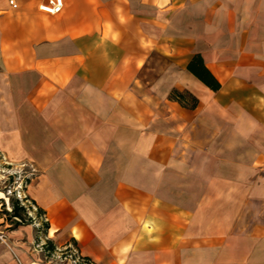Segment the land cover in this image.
Here are the masks:
<instances>
[{"label": "crops", "instance_id": "crops-1", "mask_svg": "<svg viewBox=\"0 0 264 264\" xmlns=\"http://www.w3.org/2000/svg\"><path fill=\"white\" fill-rule=\"evenodd\" d=\"M9 1L0 152L34 169L47 227L0 215V264L70 244L91 264H264V0Z\"/></svg>", "mask_w": 264, "mask_h": 264}, {"label": "rangeland", "instance_id": "rangeland-1", "mask_svg": "<svg viewBox=\"0 0 264 264\" xmlns=\"http://www.w3.org/2000/svg\"><path fill=\"white\" fill-rule=\"evenodd\" d=\"M152 62V66L157 64L158 68L155 72H148L145 80L149 82L166 67V62L160 57L155 56ZM34 173L29 163H9L0 152V215L6 221L7 229L21 224L41 226L40 221L37 222L36 207L23 192L30 179L35 177ZM13 206L18 208L15 213H12ZM20 206H24L25 210H20ZM42 220L44 222L43 216Z\"/></svg>", "mask_w": 264, "mask_h": 264}, {"label": "built area", "instance_id": "built-area-1", "mask_svg": "<svg viewBox=\"0 0 264 264\" xmlns=\"http://www.w3.org/2000/svg\"><path fill=\"white\" fill-rule=\"evenodd\" d=\"M9 4L12 8H16L17 4L10 0ZM64 6V0H47L38 5V9L49 15H57L59 14ZM44 217V216H43ZM42 218V216H41ZM45 220V218H44ZM5 237L3 234H0V240L4 241ZM50 258L55 260V264H91L92 262L83 257L76 246L67 245L63 248H55L53 251L49 253Z\"/></svg>", "mask_w": 264, "mask_h": 264}, {"label": "trees", "instance_id": "trees-1", "mask_svg": "<svg viewBox=\"0 0 264 264\" xmlns=\"http://www.w3.org/2000/svg\"><path fill=\"white\" fill-rule=\"evenodd\" d=\"M187 69L210 89L215 91L219 88L218 82L212 77L209 71L205 68L202 59L199 55L196 54L193 56V58L187 65ZM170 97L191 108H194L197 105V99L187 92H179L177 90H173ZM17 209L18 208L16 206H13L12 213H15ZM19 209L22 211L25 210L24 206H20ZM43 214L44 212H42L41 209L36 208L37 217L43 216ZM9 216H11V214H9ZM42 227L43 228L47 227L46 222L42 223ZM49 250L50 253L51 251H53V248L51 247Z\"/></svg>", "mask_w": 264, "mask_h": 264}]
</instances>
